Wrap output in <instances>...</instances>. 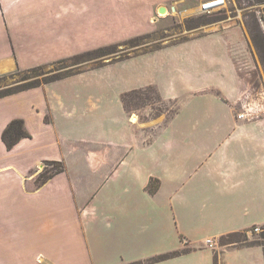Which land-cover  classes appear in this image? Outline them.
Returning a JSON list of instances; mask_svg holds the SVG:
<instances>
[{"label": "crops", "instance_id": "crops-1", "mask_svg": "<svg viewBox=\"0 0 264 264\" xmlns=\"http://www.w3.org/2000/svg\"><path fill=\"white\" fill-rule=\"evenodd\" d=\"M181 2L0 0V74L151 34L158 10ZM121 62L142 66L125 92L153 87L174 113L142 125L123 93L29 96L49 84L0 99V264H264L252 240L220 244L264 227V106L252 97L264 85L251 89L243 73L255 65L244 32L219 30L71 77ZM13 120L30 137L7 150L1 135ZM45 162L63 171L37 186Z\"/></svg>", "mask_w": 264, "mask_h": 264}, {"label": "rangeland", "instance_id": "rangeland-1", "mask_svg": "<svg viewBox=\"0 0 264 264\" xmlns=\"http://www.w3.org/2000/svg\"><path fill=\"white\" fill-rule=\"evenodd\" d=\"M206 1L209 0H182L178 5L173 4L175 12L168 11L163 14L164 16L158 13L157 19L153 21L154 31L148 40L143 41L142 45L136 48L118 47L117 53L125 56H134V53L139 54L142 50L165 48L219 30L239 28L250 42L255 62V65H251L248 71L243 73L247 75L246 80L251 83V89L256 91L261 89L260 83L262 82L264 85V28L259 25L258 15L264 12V0H223V5L209 12H200L201 4ZM235 38L242 42L239 33L235 35ZM94 65L87 63L82 65L80 69L84 70ZM141 67L137 62H132V64L121 62L109 65L87 72L81 77L75 76L64 82L46 85L29 94V96H120L121 93L125 92L124 88L127 85L129 76H132V78L141 76ZM53 68L48 67L45 72ZM22 76L23 73H17L16 70L0 74V90L19 83L18 81L21 80ZM45 76L47 75L45 74ZM43 77L39 76L40 79ZM22 83L20 82L19 84ZM252 97H256L254 99L257 100L256 103H259L261 107L264 106V96ZM141 98L135 106L128 99V111L133 113L131 120L134 122L146 125L149 123L146 122L148 119L157 116L159 117L153 121L160 122L164 119V117L162 118V113H166L169 116L175 111L172 103L159 102L156 96L149 93L141 96ZM151 130L147 128L143 134L148 138L151 136ZM57 168V166L54 168L44 164L40 172L45 169L53 173ZM247 237L248 240L254 241L259 236L248 234ZM244 238L242 234H238L229 240L223 238L220 243L236 240L243 241Z\"/></svg>", "mask_w": 264, "mask_h": 264}, {"label": "trees", "instance_id": "trees-1", "mask_svg": "<svg viewBox=\"0 0 264 264\" xmlns=\"http://www.w3.org/2000/svg\"><path fill=\"white\" fill-rule=\"evenodd\" d=\"M260 25V24H259ZM151 37V34L144 35V36H139L133 39H130L128 41H125L120 44H115V45H110V46H105L98 48L96 50L86 52L83 54H79L67 59H63L57 62H54L49 65H44V66H38L35 68H31L28 70H19L17 69V73H23V76L21 78L20 82H23L22 84H15L14 86H9L7 88L1 89L0 90V99L20 93L26 90H30L33 88L40 87L42 85L50 84L53 82H57L63 79H66L68 77L78 75L82 72H84L83 69H80V67L84 64L87 63H92L94 66L92 68H99L103 67L106 64L110 63H116L119 61H123L141 54H146L149 52L157 51L160 50L161 48H154L150 50H142L139 54L134 53V56H129V55H121L117 53V48L124 46L125 48H136L142 45L143 41L148 40ZM107 60V61H105ZM48 67H54L52 70H49L48 72H45V69ZM45 74L47 76H45ZM39 76H44L43 78H39ZM31 79V80H30ZM25 81V82H24ZM147 93L156 96V99L159 102H162L158 92L153 88V87H147L145 89H140V90H132L129 92H125L121 94V102L124 107V109L128 111L129 105H128V99H130L133 102V105H137L138 102L142 99L141 96L146 95ZM173 113V112H172ZM30 135L28 132L24 129V124L22 120H13L11 121L4 131L2 132L1 135V140L6 147L7 150L12 149V147L18 143L21 139L29 138ZM45 165L57 166L58 168L55 170V172L52 173L50 170H43L42 172L39 173L37 179H36V185L37 186H42L44 183H46L49 179H51L54 175L60 173L63 171V165L61 163L57 162H45ZM149 190L151 192H154L157 189V185L153 186V182L149 184L148 186ZM253 230V229H252ZM249 231L251 235H258V239L254 240L251 242V244H257V245H262L264 246V227L260 228L259 233H253ZM238 234L234 235H228L225 237L226 239H231L232 237L236 236ZM245 238L243 241H228L226 243H220L223 246H228V245H242V244H247L250 241L248 240L247 233L242 234ZM223 239V238H222ZM182 251L174 252L170 255H163L160 257H157L153 260H151V263H156V262H161L169 258H173L176 256L181 255ZM134 264H141V263H134ZM217 264V262L215 263Z\"/></svg>", "mask_w": 264, "mask_h": 264}, {"label": "built area", "instance_id": "built-area-1", "mask_svg": "<svg viewBox=\"0 0 264 264\" xmlns=\"http://www.w3.org/2000/svg\"><path fill=\"white\" fill-rule=\"evenodd\" d=\"M219 1H222L221 3L217 4V5H213V3H217ZM223 0H209L206 1L205 3L201 4V7L199 8L200 12H209L210 10L217 8L221 5H223ZM258 21L259 24L261 25V27L264 28V12H262L261 14L258 15ZM238 118H245V113L243 114H239ZM253 233H259L260 229L259 228H254L252 230ZM206 243L210 244V240H207Z\"/></svg>", "mask_w": 264, "mask_h": 264}, {"label": "water", "instance_id": "water-1", "mask_svg": "<svg viewBox=\"0 0 264 264\" xmlns=\"http://www.w3.org/2000/svg\"><path fill=\"white\" fill-rule=\"evenodd\" d=\"M158 13H159L160 15L165 14V13H166V8L161 7V8L158 10Z\"/></svg>", "mask_w": 264, "mask_h": 264}, {"label": "bare ground", "instance_id": "bare-ground-1", "mask_svg": "<svg viewBox=\"0 0 264 264\" xmlns=\"http://www.w3.org/2000/svg\"><path fill=\"white\" fill-rule=\"evenodd\" d=\"M222 1H219V2H217V3H213V5H217V4H219V3H221ZM162 16H164V15H162Z\"/></svg>", "mask_w": 264, "mask_h": 264}]
</instances>
